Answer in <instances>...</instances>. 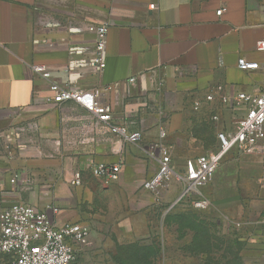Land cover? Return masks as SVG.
I'll list each match as a JSON object with an SVG mask.
<instances>
[{
  "label": "crops",
  "instance_id": "crops-1",
  "mask_svg": "<svg viewBox=\"0 0 264 264\" xmlns=\"http://www.w3.org/2000/svg\"><path fill=\"white\" fill-rule=\"evenodd\" d=\"M102 23L109 30L106 66L99 69L94 48ZM261 39L264 0H0V211L25 202L46 210L56 226L87 224L91 234L76 245L74 264L87 262L86 248L98 247L105 231L132 233L155 207L167 211L183 184L175 179L159 199L143 189L158 168L146 148L170 146L178 174L188 159L214 149L216 130L245 110L224 109L206 95L264 89L262 70L238 65L241 57L264 62L256 48ZM35 63L50 70L49 80L33 71ZM50 82L99 89L112 107L111 124L140 131L142 140L126 141L74 102H49ZM244 156L239 162L254 185L248 210L264 215V159ZM118 163L117 180L91 171ZM77 170L82 184L72 185Z\"/></svg>",
  "mask_w": 264,
  "mask_h": 264
},
{
  "label": "built area",
  "instance_id": "built-area-1",
  "mask_svg": "<svg viewBox=\"0 0 264 264\" xmlns=\"http://www.w3.org/2000/svg\"><path fill=\"white\" fill-rule=\"evenodd\" d=\"M152 9L155 4H151ZM224 9L218 10V14ZM109 26L102 23L96 28L94 62L103 69L106 66L105 50ZM256 48L264 51V39L258 40ZM239 68L243 70H262L264 62L248 61L241 57ZM33 71L45 79H50L51 72L43 64H33ZM132 78L131 81H134ZM51 95L49 102L57 104L74 102L93 114L101 123L109 125L111 131L122 136L128 142L139 143L142 140L140 131L128 132L126 127L111 124L112 107L100 100L99 89H78L62 86L57 82L49 83ZM209 102L218 101L224 108L243 107L244 112L234 116L232 125L216 130L217 145L204 154L186 161L185 171L178 174L173 165L171 147L158 142L146 148L148 155L157 162V171L142 183L145 190L153 192L157 199L176 179L183 184V191L175 204L196 192L197 197L191 200L192 208L206 210L211 206V199L202 194L201 188L215 177L223 158L231 151L242 155H255L264 159V89L259 92L237 91L235 94L210 92L206 95ZM194 108H200L196 102ZM213 120L219 121L218 114ZM167 137L160 129V141ZM122 163L94 164L91 171L95 177L117 180L122 171ZM17 175L12 178L14 182ZM264 182V175H263ZM82 184V173L77 170L70 182ZM175 205L166 211V215ZM57 211L56 208L53 209ZM264 222V215L257 221ZM91 234L87 224L66 222L56 226L46 210H40L25 202L13 203L0 211V264H74L76 245L86 242Z\"/></svg>",
  "mask_w": 264,
  "mask_h": 264
},
{
  "label": "rangeland",
  "instance_id": "rangeland-1",
  "mask_svg": "<svg viewBox=\"0 0 264 264\" xmlns=\"http://www.w3.org/2000/svg\"><path fill=\"white\" fill-rule=\"evenodd\" d=\"M245 157L229 152L215 178L201 188L212 201L208 209H192L196 192L175 204L170 216L155 207L147 213L149 222L140 220L132 233H102L94 242L97 249L95 244L86 248L85 264L100 256L104 264H264V237L259 234L264 225L257 222L263 215L248 210L254 185L253 173L239 162Z\"/></svg>",
  "mask_w": 264,
  "mask_h": 264
},
{
  "label": "trees",
  "instance_id": "trees-1",
  "mask_svg": "<svg viewBox=\"0 0 264 264\" xmlns=\"http://www.w3.org/2000/svg\"><path fill=\"white\" fill-rule=\"evenodd\" d=\"M192 209H194V208H192ZM194 210H196V209H194ZM198 211V210H197ZM172 213L171 212H169L167 215H166V217L167 216H170ZM232 264H240V263H238L237 261H235V262H233Z\"/></svg>",
  "mask_w": 264,
  "mask_h": 264
}]
</instances>
